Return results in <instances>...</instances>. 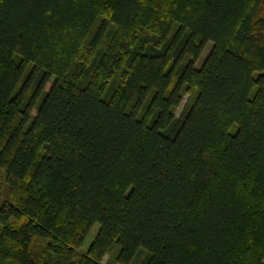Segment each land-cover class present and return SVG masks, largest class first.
<instances>
[{
	"label": "trees",
	"instance_id": "obj_1",
	"mask_svg": "<svg viewBox=\"0 0 264 264\" xmlns=\"http://www.w3.org/2000/svg\"><path fill=\"white\" fill-rule=\"evenodd\" d=\"M1 180L0 264H264V0H0Z\"/></svg>",
	"mask_w": 264,
	"mask_h": 264
},
{
	"label": "rangeland",
	"instance_id": "obj_2",
	"mask_svg": "<svg viewBox=\"0 0 264 264\" xmlns=\"http://www.w3.org/2000/svg\"><path fill=\"white\" fill-rule=\"evenodd\" d=\"M210 47V43H208L205 48L203 49L200 57L198 58L197 62H196V66H199L202 58L206 55V53L208 52ZM185 99V97H184ZM184 99L182 101V103L184 102ZM181 103V104H182ZM180 107L178 108L177 112L179 111ZM6 191H7V187L6 184L3 180L0 181V203L2 202L3 198L6 196ZM97 227L98 224L94 223L92 224L88 231L86 232V234L84 235L81 244L77 247V251L79 253H84L87 249V247L90 245L96 231H97ZM102 262L105 264H123L121 263L119 260L115 259V254L113 252H111L110 254H107L103 257Z\"/></svg>",
	"mask_w": 264,
	"mask_h": 264
}]
</instances>
